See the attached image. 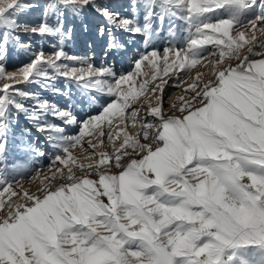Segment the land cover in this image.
<instances>
[{
  "label": "snow or ice",
  "instance_id": "snow-or-ice-1",
  "mask_svg": "<svg viewBox=\"0 0 264 264\" xmlns=\"http://www.w3.org/2000/svg\"><path fill=\"white\" fill-rule=\"evenodd\" d=\"M28 7L0 0V264H264V0H132V18L100 0H55L56 25L31 28L58 38L53 51L41 48L9 71V43L31 48L16 35L29 27L17 19ZM88 8L107 22L99 33L109 34V49L124 47L112 29L145 37L133 71L65 50L73 28L59 9L80 16ZM165 20L167 46L151 47ZM202 61L208 72L192 78ZM181 72L192 83L166 99L171 80L183 84ZM32 84L69 99L75 85L107 100L80 119L74 104L26 91ZM21 113L54 150L56 171L32 194L18 180L26 165L5 159ZM62 125L79 131L68 135ZM105 140L113 152L96 151ZM78 148L86 164L74 157ZM23 150L47 155L31 144Z\"/></svg>",
  "mask_w": 264,
  "mask_h": 264
},
{
  "label": "rangeland",
  "instance_id": "rangeland-1",
  "mask_svg": "<svg viewBox=\"0 0 264 264\" xmlns=\"http://www.w3.org/2000/svg\"><path fill=\"white\" fill-rule=\"evenodd\" d=\"M22 3L31 5L26 9H23L18 14V22L21 25H28L29 27H21L17 30L16 35L21 39V43H31L30 49H24L14 43H9L6 63L9 71L17 70L22 64L29 62L31 54L39 51L41 48L46 53L53 51L51 45L56 44L57 37L52 36H40L31 33L32 27H38L41 23L47 20V23L55 26L57 23V11L50 9V5L55 3V0H21ZM101 3H105L111 7L113 11L119 12L122 16L132 18V0H100ZM259 2V0H258ZM46 10L48 11L47 17L45 16ZM64 12L65 27H72L73 32L71 36L65 40V50L70 55L90 57L96 67H113L117 73L133 71V61L139 58L140 53L145 51V37L143 35H132L123 30H111V35L124 45L122 49H109V34L101 36L99 28L101 25L108 26L107 22L101 17L94 9H86L82 15L73 16L70 12L64 9H59ZM140 22H143V12L139 13ZM178 26L186 25L183 22H177ZM168 21L165 20L163 30L160 31L159 38L156 39L151 47H156L163 50L166 44V37L168 36ZM154 28H159V21L154 24ZM180 34V33H178ZM186 34V33H184ZM235 35V32H233ZM261 34L257 33L259 37ZM248 36L246 35V39ZM211 47V45L207 46ZM149 51L151 48L149 47ZM206 62L202 61L191 69V77L194 78L197 72L206 73L208 68L204 65ZM143 67V66H142ZM146 70V69H145ZM181 77L184 79L183 84H179L177 79H173L165 88L166 99L167 96L179 97L184 94L183 89L188 84L192 83V78L184 77L181 72ZM56 86L65 89L63 80H58ZM26 91L39 92L43 99H48L56 102L60 107H67L69 104H74L72 109L78 118L83 119L87 115H92L100 111L101 106L106 102L107 97L98 94L96 92L81 93L75 85L72 86V98L59 95L45 89L39 84H32L25 88ZM95 97V100H92ZM144 113L142 112L141 115ZM49 120L52 117H48ZM57 124H61V121H54ZM65 127V132L68 135H74L79 131V125H62ZM131 132H135L136 129L129 128ZM47 132H40L37 130V124L31 119L21 113L18 119L13 123L12 130L9 133L8 142L6 144L5 159L9 167L12 165L20 164L26 165L24 169L23 178H19V183L22 188L29 192V194L35 193L39 187L42 186V182L47 183L48 179H51V173L56 171L55 167L49 170L50 160L53 158L54 150L47 142ZM123 134H121L122 136ZM88 137H86L87 139ZM22 142V144H21ZM25 142V143H24ZM94 143H98V140H94ZM121 141H116V147L119 146ZM107 147L99 145L96 149L97 152H113V142L105 140ZM31 144L33 147L42 148L47 153L44 157H32L29 153H26L23 149L26 145ZM87 148V145H85ZM16 149V150H15ZM18 149V150H17ZM21 151V152H19ZM25 152V153H24ZM24 155H23V154ZM88 156L87 152L77 149L74 152V157L78 162L87 163L85 158ZM68 166H71L72 162ZM41 164V165H40ZM59 175V173H57ZM19 195H22L20 193ZM10 193H4L3 199L8 202ZM12 200H17L18 196H12Z\"/></svg>",
  "mask_w": 264,
  "mask_h": 264
},
{
  "label": "bare ground",
  "instance_id": "bare-ground-1",
  "mask_svg": "<svg viewBox=\"0 0 264 264\" xmlns=\"http://www.w3.org/2000/svg\"><path fill=\"white\" fill-rule=\"evenodd\" d=\"M25 143V142H24ZM21 144H22V142H21ZM16 150V149H15ZM18 150V149H17ZM19 152H21V151H19ZM25 153V152H24ZM23 154V153H22ZM24 155V154H23ZM70 163V162H69ZM41 165V164H40Z\"/></svg>",
  "mask_w": 264,
  "mask_h": 264
}]
</instances>
